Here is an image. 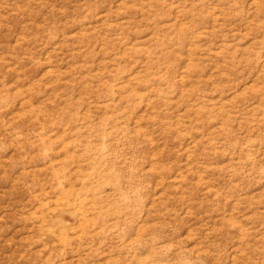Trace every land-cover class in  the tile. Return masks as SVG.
Masks as SVG:
<instances>
[{"label": "rangeland", "instance_id": "374dc122", "mask_svg": "<svg viewBox=\"0 0 264 264\" xmlns=\"http://www.w3.org/2000/svg\"><path fill=\"white\" fill-rule=\"evenodd\" d=\"M0 264H264V0H0Z\"/></svg>", "mask_w": 264, "mask_h": 264}]
</instances>
